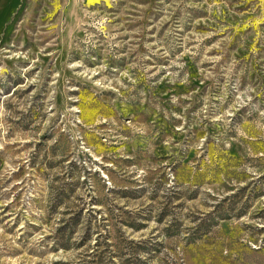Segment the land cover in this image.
Here are the masks:
<instances>
[{
	"label": "rangeland",
	"instance_id": "rangeland-1",
	"mask_svg": "<svg viewBox=\"0 0 264 264\" xmlns=\"http://www.w3.org/2000/svg\"><path fill=\"white\" fill-rule=\"evenodd\" d=\"M0 264H264V0H0Z\"/></svg>",
	"mask_w": 264,
	"mask_h": 264
}]
</instances>
